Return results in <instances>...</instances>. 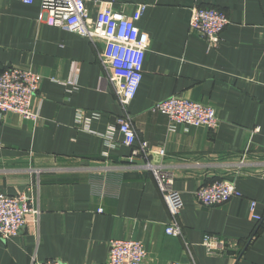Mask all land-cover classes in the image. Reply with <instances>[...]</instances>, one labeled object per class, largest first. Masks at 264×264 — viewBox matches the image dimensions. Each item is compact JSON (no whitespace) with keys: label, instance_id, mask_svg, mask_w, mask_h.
<instances>
[{"label":"crops","instance_id":"0c3cea01","mask_svg":"<svg viewBox=\"0 0 264 264\" xmlns=\"http://www.w3.org/2000/svg\"><path fill=\"white\" fill-rule=\"evenodd\" d=\"M109 1L134 19L147 45L125 110L105 80L101 41L41 21L40 0H0V71L41 77L37 121L0 118V194L30 195L39 211L36 223L29 218L17 236L0 239V264H102L111 240L141 243L150 264H264V0ZM193 7L225 13L216 46L190 34ZM171 96L212 107L218 126L169 131L167 117L151 107ZM125 117L134 147L146 144L149 164L171 174L181 237L165 234L169 213L152 173L138 168L144 161L127 162L131 148L117 125ZM220 181L234 183L240 197L196 203L197 189ZM251 201L260 223L249 214ZM205 235L223 240L225 252L208 253Z\"/></svg>","mask_w":264,"mask_h":264},{"label":"built area","instance_id":"2783aa9c","mask_svg":"<svg viewBox=\"0 0 264 264\" xmlns=\"http://www.w3.org/2000/svg\"><path fill=\"white\" fill-rule=\"evenodd\" d=\"M34 0H22L30 5ZM87 4L95 8L92 14ZM144 6L140 8V17ZM188 29L190 34L203 39L209 47L220 41V33L229 24L224 12L213 8H191ZM40 20L54 27L65 28L89 39L93 44L103 43L98 54L99 62L105 72V80L113 87L123 110L133 100L142 79L143 63L147 45L139 38L134 19L115 11L109 0H40ZM40 75L26 69L9 67L0 71V118L13 114L23 120L36 122L37 113L32 107L33 99L39 90ZM151 112L167 117L168 129L173 131L177 125L215 129L218 119L212 107L184 97L171 96L151 107ZM118 131L122 135L121 144L131 148L127 162L134 166L135 160H143L138 168L152 173L160 196L169 213V224L165 234L181 237L178 215L182 201L173 189L171 174L163 167L152 166L147 161L149 150L141 143L134 147L136 135L127 117L117 120ZM159 155H163L160 151ZM242 165V162H240ZM196 203L206 207H216L233 197H240L234 183L215 182L200 187L194 193ZM256 203H249V214L253 221L260 223L263 217L254 213ZM39 211L33 206L32 197L21 194L11 197L0 194V239L7 240L17 236L26 226L29 218L37 222ZM201 246L210 254H222L226 244L215 236L205 235ZM39 264H65L48 260ZM102 264H150L143 245L136 241L111 240L108 243L107 259ZM167 264H180L169 262ZM194 264V263H190Z\"/></svg>","mask_w":264,"mask_h":264}]
</instances>
